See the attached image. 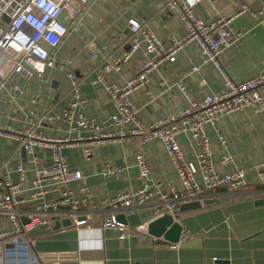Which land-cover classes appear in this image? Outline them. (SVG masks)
I'll return each mask as SVG.
<instances>
[{"label": "crops", "instance_id": "0c3cea01", "mask_svg": "<svg viewBox=\"0 0 264 264\" xmlns=\"http://www.w3.org/2000/svg\"><path fill=\"white\" fill-rule=\"evenodd\" d=\"M166 2L91 0L81 21L51 51L54 66L47 68L42 78L35 76L27 80L13 75L7 83L8 91H0V131L35 130L41 136L62 138L61 124L40 121L66 106L75 80L79 81L85 101L81 113L105 131L115 130L103 125L116 113L115 103L105 88L94 81L106 75L110 83L122 87L142 70L146 58L140 52L123 63L119 71L105 72L114 58L129 50L131 20L146 25L165 44L185 36L187 29L178 10L168 9ZM260 11L264 12V0L198 3L195 13L202 21L210 23L220 16L232 18V32L244 34L222 51L219 67L211 63L202 66V49L193 42L180 50L175 62H163L151 72L147 85L137 88L130 97L140 121L147 126L156 124L165 116L184 110L191 102H202L208 96L219 94L224 88V77L218 68L238 82L263 71L264 15L255 16ZM194 66H200L198 72L192 71ZM13 85L20 86L21 92H14ZM204 132L210 140L216 171L227 174L242 169L246 172V185L236 190L219 188L208 192L205 200L216 202L198 210L180 212L177 223L182 226V232L188 231L189 238L179 247H174L164 236L155 239L153 235L139 233L132 225H128L122 239L123 233L119 230L103 227L105 211L99 210L93 213L89 226H70L35 238L28 234L32 250L38 254L65 252L71 258L66 264H264V180L256 169L264 162V112L248 107L225 115L216 126L206 125ZM218 134L225 139V149ZM179 140L184 160L195 163L198 146L192 136L183 134ZM21 152L16 138L0 135V163L13 181H17L14 170L20 160L28 171L34 167L28 163L33 157L40 164H50L53 160L50 146L36 147L32 154L25 151V157ZM62 154L69 169L80 171L84 177L70 187L86 186L99 204L117 193L152 183L139 179L138 154L145 157L151 179L161 181L164 191L172 187L177 192L183 190L159 139L143 144L141 136H132L122 142H107L89 160L83 156L80 145L65 146ZM224 154L232 158L227 166L221 163ZM107 166L117 172L110 177L103 176ZM29 196L28 192L23 195L26 202L19 208L22 214L33 212ZM162 207L159 198L153 197L141 208H130L125 214L138 215L140 224H146L164 216H159ZM65 219L68 218L62 220ZM0 226L10 230L8 218L3 214H0Z\"/></svg>", "mask_w": 264, "mask_h": 264}, {"label": "built area", "instance_id": "2783aa9c", "mask_svg": "<svg viewBox=\"0 0 264 264\" xmlns=\"http://www.w3.org/2000/svg\"><path fill=\"white\" fill-rule=\"evenodd\" d=\"M166 1L168 9L178 10L180 20L187 29L185 36L165 44L146 25L131 20L130 49L120 58H114L112 65L105 67V72L119 71L123 63L140 52L146 58L142 70L122 87L110 83L106 75H100L94 81V84L105 88L115 103L116 113L103 124L115 130L105 131L104 127L81 113L85 101L79 81L75 80L71 100L66 106L40 121L61 124L62 138L41 136L35 130L0 131L2 136L16 138L28 154H32L36 147L45 145L51 147L53 155L50 164H40L35 157L29 159L28 163L34 165L30 171L20 160L14 170L17 181L11 179L10 173L5 172L0 163V214L5 215L10 224V230H3L0 226V264H66L71 259L66 257L67 253L38 254L32 250V241L28 238L29 232L52 229L56 220L68 218L71 226H89L93 213L104 210L103 227L119 230L123 233V239L129 226L119 222L118 215L133 207L141 208L153 197H158L163 204L159 216L170 215L175 222H179L181 205L199 201L204 207L203 201L208 192L219 188L236 190L246 185V172L242 169L227 174L216 171L210 140L204 127L216 126L225 115L248 107L264 112V70L251 79L238 82L225 70L218 68L224 77V88L219 94L208 96L202 102H191L184 110L165 116L150 126L140 121L138 110L130 99L137 88L147 85L149 74L163 62H175L186 44L194 42L200 45L202 66L211 63L219 67L222 51L244 34L241 31L232 32V18L220 16L210 23L198 18L195 7L206 0ZM90 2L0 0V91H8L7 83L13 75L27 80L35 76L42 78L46 69L54 66L51 51L57 49L75 28L76 22L81 21ZM263 15V11L255 14L256 17ZM199 69L200 66H194L192 71L198 72ZM12 89L21 92L18 85H13ZM183 134H190L198 146L195 163L184 160L179 140ZM132 136H141L143 144L154 139L161 141L182 183L181 192H177L174 187L164 191L161 181L152 180L150 166L142 154L136 156L139 179L152 183L144 184L137 190L117 193L99 204L86 186L76 189L70 187L84 177L80 171L69 169L62 154L65 146L80 145L83 156L89 160L101 144L126 141ZM218 137L225 149V139L220 134ZM231 162L232 158L224 154L221 163L227 166ZM256 169L264 180V162ZM116 172L115 168L107 166L103 176L110 177ZM26 192L30 195L28 202L33 204V212L22 214L19 208L26 202L23 197ZM23 219L27 222L24 223ZM148 225L140 224L134 228L139 233L149 234ZM188 238V231L183 230L179 241L172 245L179 247Z\"/></svg>", "mask_w": 264, "mask_h": 264}, {"label": "water", "instance_id": "95a60500", "mask_svg": "<svg viewBox=\"0 0 264 264\" xmlns=\"http://www.w3.org/2000/svg\"><path fill=\"white\" fill-rule=\"evenodd\" d=\"M130 49V46H129ZM22 156L25 157L26 153L24 151V148H22ZM217 200H204V205H209ZM202 208V204L197 202H191L181 205L180 212H187L190 210H198ZM24 223L27 222L26 219H23ZM118 221L125 224V225H139L141 223L140 218L138 215H127L125 213H121L118 215ZM71 226V222L68 219L62 220L61 222L59 220H56L55 225L50 230H38V231H32L29 232V236L32 238L44 236L47 234H50L51 232H55L60 230L61 228H67ZM148 232L150 235H153L155 237H161L164 236V239L167 241H170L172 243H177L180 239V236L182 234V226L174 221V218L170 215H164L162 217H159L148 225Z\"/></svg>", "mask_w": 264, "mask_h": 264}]
</instances>
